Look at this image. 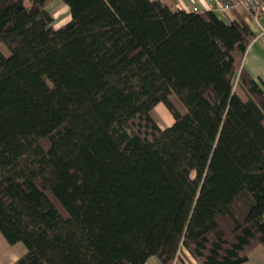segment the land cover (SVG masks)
<instances>
[{"label":"trees","instance_id":"1","mask_svg":"<svg viewBox=\"0 0 264 264\" xmlns=\"http://www.w3.org/2000/svg\"><path fill=\"white\" fill-rule=\"evenodd\" d=\"M52 1L0 0V232L27 248L11 264L248 261L264 244L250 26L161 0H61L56 26Z\"/></svg>","mask_w":264,"mask_h":264},{"label":"crops","instance_id":"2","mask_svg":"<svg viewBox=\"0 0 264 264\" xmlns=\"http://www.w3.org/2000/svg\"><path fill=\"white\" fill-rule=\"evenodd\" d=\"M172 9H181L185 11H194L197 7L199 12L209 10L215 11L225 22L233 21L247 23L254 32L253 37L242 58L243 67L257 80L264 83V10L258 13L251 12L244 7L237 6L233 9H226L221 6V0H161ZM61 2V0L56 1ZM71 16V15H70ZM57 17H55V20ZM3 44H0L1 50L6 54ZM161 104V103H159ZM158 104V105H159ZM26 252V251H25ZM24 252V253H25ZM23 253V254H24ZM20 256L15 255L10 260L11 264ZM146 264H163L158 257L151 256ZM173 264H200L198 258L194 257L187 248H183L178 258Z\"/></svg>","mask_w":264,"mask_h":264},{"label":"rangeland","instance_id":"3","mask_svg":"<svg viewBox=\"0 0 264 264\" xmlns=\"http://www.w3.org/2000/svg\"><path fill=\"white\" fill-rule=\"evenodd\" d=\"M56 1L59 0H53L48 8L57 17L55 25L58 26L71 19V16L68 5L63 1L59 3ZM2 46L6 54H10V49L7 45L3 44ZM171 99L181 112H185L184 106L175 95H171ZM152 114L162 128H167L174 122L172 113L163 103L157 105L153 109ZM26 250V245L23 242L10 244L0 232V264H9L15 255L21 256ZM242 264H264V244H258L252 248L249 251V260Z\"/></svg>","mask_w":264,"mask_h":264},{"label":"built area","instance_id":"4","mask_svg":"<svg viewBox=\"0 0 264 264\" xmlns=\"http://www.w3.org/2000/svg\"><path fill=\"white\" fill-rule=\"evenodd\" d=\"M221 2V6L226 9H233L237 6H241L255 13L264 10V0H221ZM197 10L198 8L195 7L194 11Z\"/></svg>","mask_w":264,"mask_h":264}]
</instances>
